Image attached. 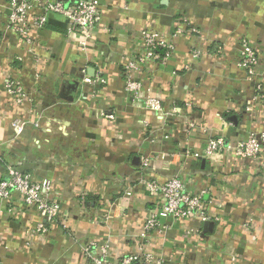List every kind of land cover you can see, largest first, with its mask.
I'll return each instance as SVG.
<instances>
[{
	"label": "crops",
	"instance_id": "obj_1",
	"mask_svg": "<svg viewBox=\"0 0 264 264\" xmlns=\"http://www.w3.org/2000/svg\"><path fill=\"white\" fill-rule=\"evenodd\" d=\"M97 1L102 21L86 51L64 36L67 19L50 13L30 52L6 29L9 0H0V177L19 162L35 179H50L62 215L45 236H30L40 215L12 193L14 214L0 203L2 264H97L83 251L90 243L96 256L106 246L107 261L117 263L138 248L156 207L141 178L171 176L191 191L209 188L219 220L164 219L146 252L162 264H264V168L250 158L188 154L203 151L205 130L237 141L264 128L254 82L236 64L247 41L260 47L264 66V0ZM178 26L184 33L167 63L143 64L132 73L143 88L126 92L123 64L142 52L141 31L171 35ZM83 69L105 83L87 82ZM7 78L21 82V102L7 92ZM147 96L160 100V111L143 106Z\"/></svg>",
	"mask_w": 264,
	"mask_h": 264
},
{
	"label": "built area",
	"instance_id": "obj_2",
	"mask_svg": "<svg viewBox=\"0 0 264 264\" xmlns=\"http://www.w3.org/2000/svg\"><path fill=\"white\" fill-rule=\"evenodd\" d=\"M50 13L59 14L67 19L65 37L76 43L79 51H86L89 42L94 38L102 21V8L97 0H9L5 21L6 29L14 32L19 38L30 45L33 41V32L42 29L47 23ZM182 23L193 33H199L198 28L189 24L185 19ZM184 33V28L177 27L171 35H166L158 30L144 29L140 33L143 50L135 54L123 64L124 89L133 96H137L143 88V83L132 77L143 64L154 60L166 64L175 50L176 36ZM261 49L256 44L243 41L237 52L236 64L245 70L246 76L253 81L254 100L264 108V66H261ZM191 56L197 57L198 50H190ZM85 80L89 83H105V79L98 76L93 81L86 78L85 70H81ZM7 92L17 102H21L26 93L17 79L7 78L5 81ZM143 106L152 111L161 110V102L157 98L147 96ZM252 111V106H246ZM105 116L113 119V113ZM228 125L231 121L228 120ZM13 127L18 132L19 123L15 121ZM206 144L202 152L192 151L188 154L194 157L212 158L215 156H228L236 160L252 159L264 168V128L250 132L245 139L233 141L225 135H215L205 130ZM149 158L141 160L144 168L149 166ZM141 182L155 198L156 207L152 209L143 224L140 234L142 241L134 253L122 257L117 263L108 262L106 259V246L100 247V255L93 254L95 243L84 246L83 251L97 264H162L161 259H154L151 253L145 251L149 238L153 233H161L166 229L162 223L164 219L183 221L197 219L201 223L218 221L219 216L212 210V199L209 188L197 191L188 189L186 183L178 176H171L164 181L158 179H144ZM52 183L48 178L35 179L30 172L20 168L18 163L5 165L3 175L0 177V203L7 201L6 211L14 214V203L10 201L12 193H17L20 201L30 208H34L40 215L36 226L30 230V236H45L53 222L58 221L61 215L60 204L51 197ZM198 232L199 230H195ZM30 243V242H29ZM0 264L2 256L0 255Z\"/></svg>",
	"mask_w": 264,
	"mask_h": 264
},
{
	"label": "water",
	"instance_id": "obj_3",
	"mask_svg": "<svg viewBox=\"0 0 264 264\" xmlns=\"http://www.w3.org/2000/svg\"><path fill=\"white\" fill-rule=\"evenodd\" d=\"M230 119L232 120L233 118H230ZM212 223H213L212 221H207V222L204 223V225H205V226H209V225H211Z\"/></svg>",
	"mask_w": 264,
	"mask_h": 264
}]
</instances>
